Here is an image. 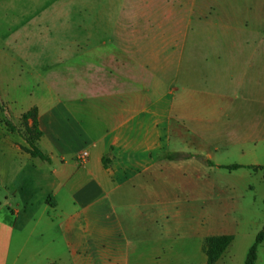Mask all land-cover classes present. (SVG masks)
Returning <instances> with one entry per match:
<instances>
[{"label":"crops","instance_id":"1","mask_svg":"<svg viewBox=\"0 0 264 264\" xmlns=\"http://www.w3.org/2000/svg\"><path fill=\"white\" fill-rule=\"evenodd\" d=\"M147 23L110 20L101 62L68 49L44 64L58 68L51 72L58 94L45 91L48 82L34 69L33 93L19 104H27L23 112L37 109L38 148L50 162L6 144L0 264H9L11 254L10 264H18L30 245L35 254L22 264H205L204 241L219 235L233 241L216 264H243L249 248L237 256L231 250L242 234L253 231L255 239L264 211L253 214L252 203L238 201L228 188L213 203L206 163L211 135L196 130L205 116L192 112L202 94L189 60L194 55H186L181 73L179 55L165 53L163 36L149 35ZM170 80L181 92L167 99ZM236 137L241 146L259 142L260 129L252 122ZM89 142L95 148L80 164L77 156ZM179 154L187 157L171 158ZM228 182L240 180L220 179ZM263 247L264 241L257 261Z\"/></svg>","mask_w":264,"mask_h":264},{"label":"rangeland","instance_id":"2","mask_svg":"<svg viewBox=\"0 0 264 264\" xmlns=\"http://www.w3.org/2000/svg\"><path fill=\"white\" fill-rule=\"evenodd\" d=\"M117 19L138 24L146 19L147 33L163 36L164 52L179 55L181 73L188 66L186 55H194L189 60L196 68L197 93L202 94L196 95L192 112L205 116L204 123L195 124L196 130L205 128L211 135L206 163L212 167V201L218 202L220 190L228 188L238 201L252 203L253 214L264 211L262 173L221 168L256 161L264 165V0H0V173L8 159L6 144L25 154L29 148L22 120L27 111H21L27 104L19 101L33 93L31 83L39 76L34 69L47 80L45 91L58 94V78L51 74L58 68L44 64L68 49L82 50L86 61L101 62L113 31L109 21ZM200 67L205 69L202 74ZM164 91L170 99L181 87L170 80ZM252 122L260 129L259 142L241 146L236 136ZM16 161L23 163L18 157ZM224 178L240 182L221 185ZM253 242L249 231L231 251L242 255ZM34 254L30 245L23 259ZM256 264H264V247Z\"/></svg>","mask_w":264,"mask_h":264},{"label":"trees","instance_id":"3","mask_svg":"<svg viewBox=\"0 0 264 264\" xmlns=\"http://www.w3.org/2000/svg\"><path fill=\"white\" fill-rule=\"evenodd\" d=\"M22 120L25 123L26 132L28 134V145L29 148L24 149V151L30 155L33 159H39L43 162H50V158L42 153L38 148V142L41 139L42 133L39 129L38 119H37V109L32 108L23 114ZM29 120L31 125H28ZM228 171H235L239 169H250L254 172L260 171L262 173V180L264 182V165L261 166H243L239 164H232L228 166H221ZM264 205V201H263ZM233 237L230 235H219L211 236L205 239L203 245V252L206 257L205 264H216L217 261L223 256L227 248L231 245ZM264 241V224L261 230L256 234L254 242L249 247L243 264H256L257 252L259 245Z\"/></svg>","mask_w":264,"mask_h":264},{"label":"built area","instance_id":"4","mask_svg":"<svg viewBox=\"0 0 264 264\" xmlns=\"http://www.w3.org/2000/svg\"><path fill=\"white\" fill-rule=\"evenodd\" d=\"M95 148V144L92 142H89L85 145V147L81 150V152L78 154L77 156V162L82 164L85 162V160L88 157L89 154V149H94Z\"/></svg>","mask_w":264,"mask_h":264}]
</instances>
